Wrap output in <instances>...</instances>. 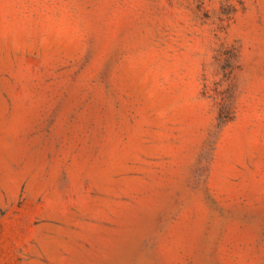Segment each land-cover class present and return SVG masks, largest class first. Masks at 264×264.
Wrapping results in <instances>:
<instances>
[{
    "label": "rangeland",
    "instance_id": "374dc122",
    "mask_svg": "<svg viewBox=\"0 0 264 264\" xmlns=\"http://www.w3.org/2000/svg\"><path fill=\"white\" fill-rule=\"evenodd\" d=\"M0 264H264V0H0Z\"/></svg>",
    "mask_w": 264,
    "mask_h": 264
}]
</instances>
